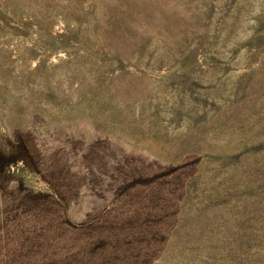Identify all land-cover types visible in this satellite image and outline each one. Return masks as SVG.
<instances>
[{"label": "rangeland", "instance_id": "obj_1", "mask_svg": "<svg viewBox=\"0 0 264 264\" xmlns=\"http://www.w3.org/2000/svg\"><path fill=\"white\" fill-rule=\"evenodd\" d=\"M0 264H264V0H0Z\"/></svg>", "mask_w": 264, "mask_h": 264}]
</instances>
